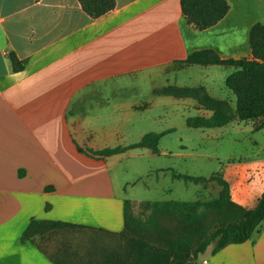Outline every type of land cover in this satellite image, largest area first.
Returning a JSON list of instances; mask_svg holds the SVG:
<instances>
[{"label": "crops", "instance_id": "0c3cea01", "mask_svg": "<svg viewBox=\"0 0 264 264\" xmlns=\"http://www.w3.org/2000/svg\"><path fill=\"white\" fill-rule=\"evenodd\" d=\"M227 1L226 17L199 31L185 20L181 0H115L98 18L80 0H0V264H55L36 243L21 242L33 219L124 230L125 202L140 199L117 187L111 171L118 162L111 163L127 151L104 159L86 152L111 148L104 145L110 117L153 105L144 95L178 98L163 90L188 89L178 99L206 111L195 96L227 102L239 122L236 98L217 91L214 75L226 66L182 63L208 48L223 59L252 57L250 29L264 19L239 18L247 0ZM242 28L240 40L233 32ZM12 55L24 69L13 70ZM228 68V75L235 71ZM156 172L157 180L168 172L183 181L184 191L193 183L175 177L188 174L172 167ZM217 174L235 203L253 208L264 192V151L224 164ZM196 185L198 197L206 194ZM214 185L217 198L222 188ZM172 200L181 201H163ZM227 254L224 264H264V221L250 240L213 255L214 264Z\"/></svg>", "mask_w": 264, "mask_h": 264}, {"label": "trees", "instance_id": "16d2710c", "mask_svg": "<svg viewBox=\"0 0 264 264\" xmlns=\"http://www.w3.org/2000/svg\"><path fill=\"white\" fill-rule=\"evenodd\" d=\"M83 8L92 17H101L116 7L115 0H80ZM185 20L194 29L203 31L217 25L230 10L227 0H181ZM251 58L223 59L213 49L197 50L182 63L186 65H217L235 68L228 75L226 86L236 96V113L241 122H254V130H264V24L255 23L249 33ZM13 70L21 71L25 62L11 56ZM178 98L187 97L191 91L182 88L163 90ZM194 96V95H191ZM199 103L213 111L210 118L195 117L187 120L193 128L224 127L234 121L228 114L227 102L218 101L208 95L195 96ZM165 133H148L138 143L128 147L107 148L86 152L96 159H104L131 149L147 148L160 152L159 145ZM81 152H84L80 148ZM186 181L200 180L188 175H175ZM222 190L210 201H146L141 202L139 216L132 213L137 202H125V227L120 233L104 229L100 231L117 235L123 245L102 256L89 258L86 264H198L215 242L213 255L232 244H243L250 240L258 226L264 221V192L253 208H246L232 200L230 186L222 177L212 176ZM97 229L63 221L33 219L23 232L21 242H34L47 234L63 229ZM40 248V247H39ZM42 250V249H41ZM45 252L44 250H42ZM46 253V252H45ZM55 264H74L65 259H54Z\"/></svg>", "mask_w": 264, "mask_h": 264}, {"label": "rangeland", "instance_id": "374dc122", "mask_svg": "<svg viewBox=\"0 0 264 264\" xmlns=\"http://www.w3.org/2000/svg\"><path fill=\"white\" fill-rule=\"evenodd\" d=\"M247 2L242 10L244 14L238 17H245L248 21L264 19V0ZM233 33H237V37L242 40L246 32L245 28H242ZM228 67L217 68L219 72L214 75L217 91L218 93L229 91L236 98L225 83V77L229 73ZM144 98L151 100L153 105L143 107L135 114L123 113L118 117H110V123H107L110 136L106 137L104 144L111 148L128 147L140 142L148 133H165L160 140L158 154L147 148H136L112 159L111 166L118 162L111 171L117 187L122 190L121 185H124L126 190L131 191L133 197L140 199L139 203L133 205L134 216L140 215L141 202L168 199L186 202H194L197 199L213 200L216 198L214 184L217 181L210 178L221 177L217 173L224 164L229 165L243 160L259 149L264 151V131L256 133L252 122H234L236 121L234 116V121L224 127L193 128L188 126V119L210 118L214 112L199 110L192 99L162 95H144ZM229 106L230 110L227 113L234 115L235 110ZM159 167H172L174 171L186 173L200 180L195 179L193 183H189L187 190L184 191L183 181L171 180L168 172L166 177L160 174L157 180L156 169ZM196 184H202L206 194L198 197L197 192L201 187ZM145 185L149 187H144ZM210 186L214 188L211 189ZM170 188L173 190L172 193L167 192ZM35 243L54 259L67 258L74 264H86L89 258L100 259L104 254L120 248L123 240L117 235L98 229L68 228L51 232L43 238H35ZM213 246L215 242L200 255L198 264H203V259L214 264V256L211 253ZM229 259L228 254L223 255L216 264H224Z\"/></svg>", "mask_w": 264, "mask_h": 264}, {"label": "built area", "instance_id": "2783aa9c", "mask_svg": "<svg viewBox=\"0 0 264 264\" xmlns=\"http://www.w3.org/2000/svg\"><path fill=\"white\" fill-rule=\"evenodd\" d=\"M203 264H207V261H206V260H204V261H203Z\"/></svg>", "mask_w": 264, "mask_h": 264}]
</instances>
